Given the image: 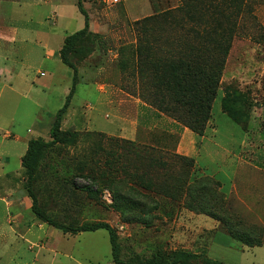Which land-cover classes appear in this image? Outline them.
<instances>
[{"label":"rangeland","instance_id":"1","mask_svg":"<svg viewBox=\"0 0 264 264\" xmlns=\"http://www.w3.org/2000/svg\"><path fill=\"white\" fill-rule=\"evenodd\" d=\"M250 1L256 17L247 15L243 24L237 23L208 127L203 136L189 131L184 137L195 148V159L208 174L204 175L196 173V160L190 174L175 161L172 154L179 136L149 127L144 120L149 114L138 108L139 99L151 105L143 97L146 86L134 56L144 32L139 33L123 1L95 0L103 27L99 32L91 30L97 36L87 38L72 53L78 67L77 87H82L72 98L75 107L70 112V104L62 120V130L72 132L75 142L46 149L38 165L34 191L46 216L73 227L109 223L118 234L123 260L147 258L159 250H185L199 255L194 264H208L207 258L223 264H264V246H246L232 235L238 231L264 243V223L253 205H246L254 192L264 196V0ZM180 4V0H159L152 13ZM72 8L68 17L58 20L70 34L84 27V16ZM146 26L144 39L155 46L153 53L165 51L163 37L170 26L162 22ZM125 59L127 68L122 65ZM24 63L29 86L13 101L7 94L0 98L3 131L22 137L9 148L11 170L20 165L16 154L25 149L23 139H51L50 128L72 85V76L66 73L69 67L45 54ZM227 86L247 95L248 120L243 124L223 110ZM137 124H141L137 138L126 137L124 130H134ZM241 157L259 168L246 170L247 184L237 174ZM27 175L24 168L14 181L20 216L0 198V233L8 235L6 240L0 236V264H117L106 229L65 232L40 219L28 195ZM234 183L240 197L228 195Z\"/></svg>","mask_w":264,"mask_h":264},{"label":"trees","instance_id":"2","mask_svg":"<svg viewBox=\"0 0 264 264\" xmlns=\"http://www.w3.org/2000/svg\"><path fill=\"white\" fill-rule=\"evenodd\" d=\"M180 1L181 4L176 7L135 21L139 33L144 32V36L139 34L138 45L134 49L135 64L138 69L137 73L146 86L143 94L144 99L158 111L203 136L212 117L213 103L218 95L227 56L236 35L237 23L241 20L243 24L244 17L247 15L252 19H255L256 16L252 11L253 6L250 0ZM78 5L85 17L84 27L67 35L60 51L63 63L73 68L70 91L50 128L51 139H31L27 151L22 157V165L28 174L26 188L32 199L33 210L40 219L65 232L76 233L106 229L109 233L113 260L117 264H194L199 255L185 250L172 252L159 250L147 258L138 257L123 260L118 234L109 223L68 226L46 216L39 205L38 196L34 191V183L38 165L44 158L45 150L58 143L75 142L72 132L62 130L64 114L77 90L78 67L72 60V53L74 55L82 48L87 38L97 36L93 35L90 30L89 16L81 0ZM151 22L167 23L170 26L169 32H166L163 37L166 38V41L162 44V48H168L165 51V48L162 51L158 50L160 54L153 53L155 46L144 39L148 33L146 24H151ZM191 24L198 26H191ZM172 28L173 30H171ZM156 42L159 44V39ZM143 43L147 45L143 46ZM122 65L123 68H127L128 61L125 59ZM247 104L245 93L231 86L225 88V96L222 98L223 110L238 124H243L248 120ZM144 148L152 147L145 146ZM172 157L190 174L195 166V158L176 152L172 154ZM232 235L239 240H244L245 245L248 246L261 245L262 243L261 241L260 243L254 242L250 236L238 231L233 232ZM205 262L223 264L210 258H207Z\"/></svg>","mask_w":264,"mask_h":264},{"label":"crops","instance_id":"3","mask_svg":"<svg viewBox=\"0 0 264 264\" xmlns=\"http://www.w3.org/2000/svg\"><path fill=\"white\" fill-rule=\"evenodd\" d=\"M81 1L89 16L90 30L94 32L101 31L103 25L98 19V10L94 5L95 0ZM107 1H111V3H113L112 0ZM119 1H123L124 10L128 16L135 21L153 14V7H157L156 4L159 3V0ZM78 2L79 0H0V98L3 94H7V99L13 101L16 95H20L23 88L29 86V81L31 79H29L27 65L24 63L25 61L34 58L41 59L45 54L56 63H63L60 51L66 36L70 33L60 26L58 20L68 17L72 6V12L76 9H79L77 11L81 12ZM135 4H138L139 7H136ZM134 12L136 15H132ZM90 55L92 56L93 53ZM68 67L69 69L66 70V73L73 77V68L70 66ZM41 74H44V72H41ZM89 86L90 85H88V87ZM81 87L82 84L78 85L74 98L79 95ZM90 88H88V90ZM67 91H70V88L67 89ZM104 92L105 91L101 92V94ZM137 103L142 114H149V119L144 118L149 127L167 130L169 132L176 133L179 136L175 148L176 153L193 158L196 157L195 148L191 147L184 140L185 135H188L189 131L192 133L195 132L166 114L158 111L146 102L139 99ZM74 107L75 105L72 103L69 108L70 112L71 108ZM0 115L3 116V114ZM3 120L5 121V119ZM11 120L14 121L13 118ZM138 125L141 124H137L134 130H124V135L132 140H135L137 138ZM39 126H41V124H39ZM2 128V124L0 123V156L3 160V162L0 163V194H2L0 198L8 207L14 208V214H16V216H20L18 209L19 198L13 194L14 181L18 179V173L24 169L22 165V156L26 153L28 143L31 139H23L26 145L25 149H23L24 151L22 153L16 154V158H18L20 165L16 170H11L9 167L11 158L10 153L12 152L9 148L13 143L15 144L17 141L22 140V137L10 132L9 130L3 131ZM253 153L254 151L250 152L249 155H253ZM195 160L196 173L205 175L206 171L199 166L197 159ZM255 169L259 168L254 166L252 163L243 160L241 157L240 163H238L237 172V174L243 178L240 179V181H245L246 170L254 172ZM250 182L251 181H248L250 185L247 186L248 188L253 187V183ZM244 184L247 183L244 182ZM254 187L251 189L253 190ZM222 189L224 190L223 183ZM227 192L230 196H233V194L236 193L237 196L240 197V194H242L235 183ZM257 196H259L258 200ZM246 205H253L254 213L258 216L259 220L264 223V196H261L260 192L258 194L254 192L252 202L246 203ZM7 221L10 223V218L8 216ZM11 230L14 234L17 233L13 227H11ZM6 235L7 232L2 231L0 233V236H3L5 240ZM20 236L22 235L20 234ZM263 246L264 243L262 245L249 247Z\"/></svg>","mask_w":264,"mask_h":264},{"label":"built area","instance_id":"4","mask_svg":"<svg viewBox=\"0 0 264 264\" xmlns=\"http://www.w3.org/2000/svg\"><path fill=\"white\" fill-rule=\"evenodd\" d=\"M113 2H118L119 0H112Z\"/></svg>","mask_w":264,"mask_h":264}]
</instances>
